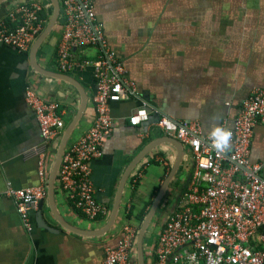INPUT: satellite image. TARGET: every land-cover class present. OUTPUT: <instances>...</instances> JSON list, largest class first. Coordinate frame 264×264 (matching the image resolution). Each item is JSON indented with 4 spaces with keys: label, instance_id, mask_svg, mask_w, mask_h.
<instances>
[{
    "label": "crops",
    "instance_id": "obj_1",
    "mask_svg": "<svg viewBox=\"0 0 264 264\" xmlns=\"http://www.w3.org/2000/svg\"><path fill=\"white\" fill-rule=\"evenodd\" d=\"M33 1L45 4L49 25L55 14L53 0H6L0 5V23L19 5ZM93 4L107 45L125 66L136 92L111 103L116 125L105 141L103 157L93 162L98 199L110 213L101 220L87 219L61 191L57 177L53 203L49 194L43 215L39 208L32 212L34 230L24 228L6 192L41 182L35 149L43 141L25 100L26 89L36 88L45 99L58 102L68 128L81 109L76 84L81 87L86 105L70 133L69 147L94 123L96 81L91 67L76 68L69 75L60 72L56 63L60 22L38 48L34 63V47L24 52L0 45V264H102L106 249L116 246L127 224L136 230L140 226L129 264H153V232H160L177 197L190 184L194 166L189 149L167 137L156 121L162 116L179 123L198 121L204 136L213 125L231 130L242 104L255 88L264 87V0H93ZM86 54L95 56V50ZM144 105L150 119L132 126L130 115ZM61 141L55 139L47 153L50 179ZM158 141L130 171L113 224L96 234L111 220L125 174ZM250 161L262 165L264 177V123L256 127ZM172 173L156 207L162 206V213L167 209L166 214L155 217L154 211L139 249L141 225Z\"/></svg>",
    "mask_w": 264,
    "mask_h": 264
},
{
    "label": "built area",
    "instance_id": "obj_2",
    "mask_svg": "<svg viewBox=\"0 0 264 264\" xmlns=\"http://www.w3.org/2000/svg\"><path fill=\"white\" fill-rule=\"evenodd\" d=\"M57 1L58 22L62 24L57 66L63 75L91 67L96 81L94 123L78 142L65 147L59 186L78 211L97 221L107 217L110 210L98 199L93 162L103 157L105 141L116 125L111 103L135 95V85L107 45L102 26L96 22L93 0ZM45 9L44 3L33 1L11 11L8 20L0 23V45L31 50L47 28ZM87 49L95 50V56H88ZM25 100L36 116L43 141L35 149L41 182L23 190L9 188L6 197L13 201L24 228L32 232V212L49 195L47 153L52 142L63 137L67 126L60 104L45 99L36 88L27 87ZM149 119L150 112L144 105L130 115L129 123L137 126ZM260 123H264V87L255 88L242 104L230 130V148L225 152L212 147L198 121L179 123L167 116L158 118L156 126L189 149L194 166L190 184L177 197L157 236L153 264H212L217 256L219 264H264L262 165L250 161ZM136 232L132 225H125L116 246L106 249L102 264H129Z\"/></svg>",
    "mask_w": 264,
    "mask_h": 264
},
{
    "label": "water",
    "instance_id": "obj_3",
    "mask_svg": "<svg viewBox=\"0 0 264 264\" xmlns=\"http://www.w3.org/2000/svg\"><path fill=\"white\" fill-rule=\"evenodd\" d=\"M6 1V0H0V5L3 4V2ZM54 1V5H55V14L51 20V22L49 23V25L47 26L45 32L43 33V35L40 37V39L37 41L36 45L34 46L33 50H32V57H33V63L35 62V58H36V54H37V50L38 48L42 45V43L47 39V37L49 36V34L51 33V31L55 28L58 20H59V14H60V6H59V2L57 0H53ZM76 86L80 89L81 91V94H82V105H81V109L76 117V119L69 125V127L66 129L63 137H62V141H61V145H60V148H59V152H58V155H57V158H56V162H55V166H54V172L53 175H52V178L50 179V189H49V194H50V199H51V202L53 203L54 201V198H55V184H56V180H57V177H58V172H59V169H60V165H61V158H62V155H63V152L65 150V147H66V143L68 141V138L70 136V133L72 132V130L74 129L75 125L77 124V122L79 121L83 111H84V108H85V105H86V95L85 93L83 92V90L81 89V87L79 85L76 84ZM169 140H172L170 138H168ZM173 141V140H172ZM161 143V141H158L156 142L155 144L151 145L150 147H148L135 161L134 163L131 165L130 169L128 170V172L125 174L121 184H120V188H119V192H118V197H117V200H116V203H115V206H114V209H113V213H112V217H111V220L107 226V228L104 230V231H99V232H95L96 234H102L104 232H106L110 226L113 224L114 220H115V217H116V214H117V211H118V207H119V203H120V196H121V193H122V189H123V186L125 184V181L130 173V171L132 170V168L134 167V165L143 157L145 156L153 147H155L157 144ZM174 173H172L166 180L164 186L162 187L161 189V192L159 194V197L157 198L153 208L151 209V211L149 212V214L146 216V218L144 219L142 225H141V231H140V235H139V239H138V247L139 249L141 248V238H142V234L146 228V225L147 223L149 222L152 214L154 213V211L156 210V207H157V203L162 195V193L164 192L165 188L167 187V185L169 184L170 182V179L173 177ZM261 178L264 180V177L261 176ZM43 206H44V200H42L40 202V205H39V213L40 215H43Z\"/></svg>",
    "mask_w": 264,
    "mask_h": 264
},
{
    "label": "clouds",
    "instance_id": "obj_4",
    "mask_svg": "<svg viewBox=\"0 0 264 264\" xmlns=\"http://www.w3.org/2000/svg\"><path fill=\"white\" fill-rule=\"evenodd\" d=\"M132 123H137V120L134 118ZM209 139L212 147L220 152H225L230 148L232 132L220 125H213L209 133ZM219 260L220 258L217 256L216 259L212 261V264H219Z\"/></svg>",
    "mask_w": 264,
    "mask_h": 264
},
{
    "label": "rangeland",
    "instance_id": "obj_5",
    "mask_svg": "<svg viewBox=\"0 0 264 264\" xmlns=\"http://www.w3.org/2000/svg\"><path fill=\"white\" fill-rule=\"evenodd\" d=\"M87 50H88V49H87ZM87 50H86V51H87ZM175 199H176V196L173 197L171 200H169V206H171V204L175 201ZM167 206H168V205H167ZM169 206H168V207H169ZM161 210H162V206L159 207L158 209H156L154 216L156 217V216H158L159 214H160V215H161V214H163V215L166 214L167 209L165 210L164 213H162ZM135 227H136L137 230H138L140 226H137V225H136ZM158 234H159V233H158L157 231H156V232L154 231V232H153V237H152V239L155 237V240H156ZM150 240H151V239H150ZM146 242H147V243H150V241H149L148 239L146 240Z\"/></svg>",
    "mask_w": 264,
    "mask_h": 264
},
{
    "label": "trees",
    "instance_id": "obj_6",
    "mask_svg": "<svg viewBox=\"0 0 264 264\" xmlns=\"http://www.w3.org/2000/svg\"><path fill=\"white\" fill-rule=\"evenodd\" d=\"M43 17L47 20H50V16H48L47 14H44Z\"/></svg>",
    "mask_w": 264,
    "mask_h": 264
}]
</instances>
